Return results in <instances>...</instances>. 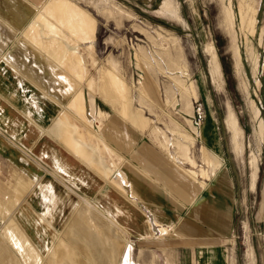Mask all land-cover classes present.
<instances>
[{
	"label": "rangeland",
	"instance_id": "obj_1",
	"mask_svg": "<svg viewBox=\"0 0 264 264\" xmlns=\"http://www.w3.org/2000/svg\"><path fill=\"white\" fill-rule=\"evenodd\" d=\"M1 24L5 30V24ZM28 29L36 31L33 39L46 38L47 52L53 50L49 54L53 52L69 62L70 66H62V73L74 88L82 87L86 97L92 93L95 105L105 112L101 127H97L95 119L92 130L101 132L102 128L104 135L106 129L112 132L128 127L136 140L156 147L196 185L198 180L189 175L195 177L197 171L184 169L179 161L187 159L193 167L196 165L192 156L199 144L204 145L200 126L207 118L206 111L212 113L209 118L218 127L223 153L204 145L220 161L209 159L205 148L202 157L212 168L218 163L219 169L225 168L235 192L234 231L229 239L219 237L214 243L227 247L234 264H264V0H47L37 7ZM20 45L15 39L7 50L16 61L22 56ZM210 60L217 67V79L212 75ZM42 61L53 84L50 82L51 89L48 83L37 84L58 101H66L70 91L66 92L61 85L64 81L51 72L49 63L53 61ZM73 62L75 66L71 65ZM80 101L81 92L71 105ZM0 103L5 105L9 117L7 121L0 114V186L12 185L5 172L19 166L11 153L44 176L40 183L38 180L36 192L42 191V198L49 200L48 194L56 193L58 182L49 179L45 169H51V158L40 159L41 151L54 148L75 169L84 170L85 164L81 165L64 147L62 139L50 134L40 136L22 107H14L1 95ZM70 121L76 122L73 118ZM50 122L46 118L42 125L46 127ZM15 133L16 137L12 135ZM109 134L106 132L108 139L105 138L118 151ZM103 144L105 150L111 151ZM94 149L100 151L98 147ZM99 165L106 171L105 176H112L115 171L123 177V173L105 166L102 158ZM89 173L93 182L87 197L111 208L117 205L121 215L115 219L102 211L100 204L97 203L101 209L86 199L82 211L64 212L60 203L65 202V197L53 194V228L49 232L53 244L47 256L35 251L27 240L37 264H46V258L53 261L48 264H195L190 255L186 260L185 243L171 222L160 223L168 229L156 235L136 202L105 183L93 170ZM200 175L209 176L203 168ZM201 182L206 189L208 186ZM45 184H52L50 192L45 190ZM200 189L194 191V197ZM63 191L67 199L79 204L70 189ZM21 198L25 196L13 204L10 197H0L3 201L9 199L3 221L14 219L19 232L22 221L19 215H13V207L23 205L25 200ZM27 199L32 216L35 212L45 220L47 213L41 212L34 196ZM126 210L131 212L129 222L124 216L128 215ZM117 221L126 228L128 237ZM1 227L0 237L6 236ZM33 227H37L36 233L40 229L36 224ZM21 236L27 239L25 234ZM59 245L66 256L69 254V260H57ZM0 251L11 252L10 244H1ZM98 256L105 259L101 261Z\"/></svg>",
	"mask_w": 264,
	"mask_h": 264
},
{
	"label": "crops",
	"instance_id": "obj_2",
	"mask_svg": "<svg viewBox=\"0 0 264 264\" xmlns=\"http://www.w3.org/2000/svg\"><path fill=\"white\" fill-rule=\"evenodd\" d=\"M36 1L0 0V95L14 107L19 106L25 110L24 116L40 132V136L50 134L52 137L65 141V146H63L82 162L81 165L85 164L84 167H86L85 171L83 168L75 169L70 160L64 159L54 148L50 152L42 150L39 158H51L52 162L51 169H45V171L50 175L51 181L54 179L58 182L55 184V194L53 191L50 192L52 184L50 186L45 184V190H49L50 194L48 195L50 196L48 197L50 198L44 200L42 191L36 192L40 185V178L42 179L44 176L39 175L34 167L26 164L25 160L9 153L10 157L17 163L16 165L19 164V166L15 169L11 167L7 170L8 174L5 172L6 177L8 175L7 178L11 179L12 185L9 183V185L0 186V197H10V200L3 201L0 199V226L7 233L6 236L0 237V245L9 243L11 246V252L0 251V264H37L34 250L41 252L43 256H47L53 244L49 236V232L53 228L51 220L54 209L51 198L53 194L65 197V202L61 201L60 203L61 211L64 212L82 211L85 208L84 199H86L98 208L97 203L100 204L102 209H99L109 213L115 219L121 215L122 210L117 205L111 208L106 203L101 204L100 200H92L87 197L88 189L92 188L93 181L89 175L92 170L105 183L110 184L129 200L138 204L142 209L141 212L148 216L149 228L156 235L165 233L168 229L160 223L171 222L181 236L180 240L185 243L186 260L190 255L195 264H234L228 255L227 247L223 243H214L215 239L219 237V239H229L230 234L234 231L235 192L233 182L227 175L225 168L219 169L220 163L212 168L210 164L205 163V158L202 157V149L205 148L210 153L209 159L213 162L219 160L216 154L206 147L216 153H223L222 148H220L218 127L215 126L212 117L209 118L212 113L206 111L207 118L200 126L203 143L206 147L199 144L196 154L192 156L190 153L196 165L193 167L187 159L179 161L184 164V169L197 171L195 177L187 174L198 180V185L186 174L184 175L177 168H174L166 155L156 147L147 141L136 140L128 127L112 132L111 129H106L104 131L105 136L102 128L101 132L92 130V122L95 119L98 122L97 127H101L105 112L95 105L92 93L86 97L82 87L74 88L75 86L62 73V66H70L69 62L57 58L56 55L52 54L53 52L49 54L50 51H53L52 49L47 52L45 48L46 38H42V41L38 38H32L36 36V31H30L28 23L35 17L37 7L43 5L47 0H41L40 5H37ZM1 22L5 24H3L5 30L2 29ZM10 34L12 35L11 38ZM15 39L23 47L22 50H19L20 53L22 52L20 62L7 53L10 42ZM31 49H34V52ZM43 58L53 61V64L49 63L51 72L59 75L60 79L64 81L61 83L63 88L66 92L70 91L66 101H58L51 93L37 84L40 81L45 84L48 83V86L53 84V81L48 79L50 76L45 70L46 65L42 61ZM71 65L75 66L74 62ZM80 92L82 93V101L76 106L71 105L72 99ZM5 108V105L0 103V114L4 119H8ZM46 118L51 119V122L44 127L42 124ZM70 118L75 119L76 122H71ZM68 125L71 126V129L68 128ZM134 126L139 127L138 125ZM106 132L111 133L109 138L116 142L121 154L109 144L110 142L108 143ZM12 135L16 137V133ZM103 143L107 144L111 151L105 150ZM95 147H98L100 151L95 150ZM100 156H102V162L105 166L123 173V177L105 176L106 171L99 165ZM15 163L13 164L15 165ZM35 163L41 165L37 161ZM201 168L208 172V177L200 175ZM201 181L204 182V187L208 186L206 189H203ZM67 188L78 198L79 204L76 205L72 200L66 198V193L63 190ZM197 189H200V192L194 197V191ZM80 191H83L84 194H81ZM22 195L25 198L21 199L25 201L22 206L16 208L17 205H15L13 207V215L16 214L21 217L22 223H19V226L22 232H20L25 234L27 239L21 236L14 219L8 218L6 222L3 221L7 210L5 208L8 204L7 201L9 200L10 203L14 204ZM30 196H34L41 206V212L47 213L44 215L45 220L38 218L35 212H33L35 217L32 216L28 208L31 207V203L27 199ZM194 199L198 201V207H195ZM24 205L27 206L24 207ZM132 206L138 209L135 205ZM2 208L4 209L2 210ZM126 212L128 215L124 216L128 217L129 222L132 220L131 212L129 210ZM26 214L31 216L28 217ZM24 217H28V219L24 220ZM35 224L40 228L37 233L35 232L37 227L32 229ZM117 225L120 226L123 235L128 237L126 228L118 221ZM162 230L164 231L162 232ZM4 239L6 241H3ZM59 246L60 256L57 260H69V254L66 256L62 245ZM96 258L102 261L105 256ZM48 261L53 262L46 258V264Z\"/></svg>",
	"mask_w": 264,
	"mask_h": 264
},
{
	"label": "bare ground",
	"instance_id": "obj_3",
	"mask_svg": "<svg viewBox=\"0 0 264 264\" xmlns=\"http://www.w3.org/2000/svg\"><path fill=\"white\" fill-rule=\"evenodd\" d=\"M209 64L211 66L212 75L217 79L218 73H217V67L215 65L214 60H210L209 61ZM112 176H116V177L119 176V177H121V175L119 173L115 172V171H113ZM118 178H116V179H118ZM193 201H194L195 207H198V204H199L198 201L196 199H194Z\"/></svg>",
	"mask_w": 264,
	"mask_h": 264
}]
</instances>
